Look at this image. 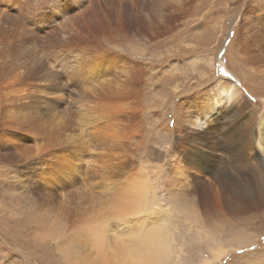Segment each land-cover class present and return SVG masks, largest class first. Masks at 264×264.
I'll return each instance as SVG.
<instances>
[{"label": "bare ground", "instance_id": "6f19581e", "mask_svg": "<svg viewBox=\"0 0 264 264\" xmlns=\"http://www.w3.org/2000/svg\"><path fill=\"white\" fill-rule=\"evenodd\" d=\"M194 3L55 0L49 4L48 0H0V152L5 159L19 163L15 176L28 190V196L24 193L25 207H45L60 216V220L51 221L41 215V223L33 222L41 238H52L57 244L65 241L64 235L78 242L90 239L88 244L91 239L122 240L108 223L109 237L98 229L102 227L97 222L113 216L121 235L128 237L123 246L132 243L128 239H149L134 243L138 261L130 264H157L162 259L164 238L150 234L152 228L141 234L148 222L147 210L159 201L151 185L155 175L131 168L142 145L139 129L140 114L145 110L147 66L114 49V45L121 36L149 43L161 39L181 25L179 20ZM245 5L251 19L264 25L260 9ZM251 6L256 13L249 12ZM248 15L238 14L232 28L236 29L239 47L246 51L252 45L260 57L264 31L256 29L262 31L246 35L243 31ZM183 38L178 40L180 44L186 40L202 43L200 36ZM188 50L176 51L180 54ZM234 89L226 85L219 92L228 97ZM178 90L175 86L176 96L182 94ZM233 100L228 114H242L247 103H242L238 90ZM218 104L217 100H208L203 115L196 110V99L186 102V108L177 104L172 108L178 114L174 131L164 124L160 128L161 134L173 141L166 150L169 165L165 167L166 179L159 186L161 202H175L188 219L192 217L199 227L201 224L202 229L211 232H207L211 239H222L225 221L217 222L222 217L229 215L231 221H237L264 210V166L255 160L261 155L255 151L253 130L259 123L264 151V116L258 120L250 117L242 129L238 121H233L236 129L210 128ZM186 125L194 131L183 139ZM174 133L178 138L173 137ZM163 167L155 172L157 176ZM7 192L5 187L0 188V197ZM215 211L220 215L214 216ZM97 244L102 253L100 260H89L87 256L82 261L85 258V264H110L106 263L109 256L101 240ZM219 245L212 251L214 261L225 252ZM66 248L62 250L69 253L74 247L70 246L69 251ZM209 260L203 259L202 264ZM75 262L83 264L76 258Z\"/></svg>", "mask_w": 264, "mask_h": 264}, {"label": "rangeland", "instance_id": "374dc122", "mask_svg": "<svg viewBox=\"0 0 264 264\" xmlns=\"http://www.w3.org/2000/svg\"><path fill=\"white\" fill-rule=\"evenodd\" d=\"M249 3L260 9V16L264 14V0H195L191 10L179 20L181 25L172 33L150 43L121 36L117 45H114V49L147 66L143 100L145 110L140 114L139 129L142 135V145L137 149V157L131 168H137L138 173L148 172L150 176L155 175L153 178L155 180H152L151 185L158 193L159 201L156 202L155 208L147 210L146 214L149 215L147 227H142L144 230L141 234L149 233L152 228L150 234L158 233L164 238L162 239L165 246L164 253L160 254L162 259L157 264H202L203 259H210L207 264H264V210L252 212L253 214L250 213L248 217L242 218L241 216L237 221H231L232 217L229 215L222 217L217 221H225L221 232L222 239H211L207 234L210 231L202 229L201 224L199 227L192 217L188 219L175 202H161L163 193L159 189L160 182L166 179L168 169L165 167L169 165L167 163L169 153L166 150L169 148V143L173 142L172 139L169 140L167 136L161 134L160 128L164 124L165 127L168 125L174 131L178 114L176 110L173 111V106L176 108L183 104L186 108V102L193 98L198 101L197 112L203 115L208 100H217L219 104L216 111L218 113L209 127L220 128L222 131L230 127L236 129L237 126L242 129L250 117L258 120L260 115L264 116V43L260 57H258L260 52H257L252 45V49L245 51L239 47L240 44L236 40V29L232 28L234 18L238 14L248 15L245 4ZM252 11L256 13L251 6L249 12ZM246 19L248 25L243 31L246 35H256L264 31V25H258L250 15ZM195 36H200L202 43L189 40L192 45L189 46L187 40L182 44L179 42L186 39L183 37L191 39ZM178 48L189 50L177 54ZM209 61L213 63V67L210 66ZM226 85L230 88L235 86L228 97L220 93ZM175 86L179 87L178 91L182 93L180 96H176ZM237 90L242 96V103H247V108L242 114L238 112L228 114V111L232 110ZM155 113L157 115H154ZM233 121H238L237 126ZM258 124L253 130L255 131V151L261 157L255 160L264 166V151L261 150L263 146L260 144L263 134ZM204 128L205 125L201 129ZM183 130L184 139L189 137V133L194 131V128L190 129L186 125ZM177 135L178 133H174L173 137ZM18 164L5 159L0 152V188L5 187V190H9L4 198L0 197V264H70L72 259L71 264H76L74 263L75 258L85 264L84 261L88 260L85 259L88 258L87 256L89 260H100L102 255L100 246L98 244L95 246L99 240H101L105 254L109 256L106 257V261L108 260L106 263L130 264L131 261H138L134 254V247L139 242L145 240L148 242L149 239H137V241L128 239V241L132 240V243L123 246L122 244L128 237L125 234L121 235V229L113 216L104 222H97L103 228L98 229L104 231L105 237H109L112 235L107 227L109 225L125 240L91 239V243L88 244L90 239H79L78 242L64 235L65 241L61 240L60 243H62L57 244L52 238H41L33 222L41 223L40 219L43 216L51 221H58L60 216L45 207L43 210H37L32 206L25 207L24 198L25 194L28 196V190L20 182L21 178L16 179L15 172ZM160 166L164 167L157 176L155 172ZM213 214L216 217L220 215L218 211ZM66 239L69 241L67 244ZM219 244H222L225 252L219 260L214 261L212 251L216 250ZM69 245L76 251H72ZM65 246L66 249H71L69 253L67 250H62ZM82 257H85L84 261Z\"/></svg>", "mask_w": 264, "mask_h": 264}, {"label": "snow or ice", "instance_id": "6c2138e0", "mask_svg": "<svg viewBox=\"0 0 264 264\" xmlns=\"http://www.w3.org/2000/svg\"><path fill=\"white\" fill-rule=\"evenodd\" d=\"M49 4L54 3L55 0H48Z\"/></svg>", "mask_w": 264, "mask_h": 264}]
</instances>
